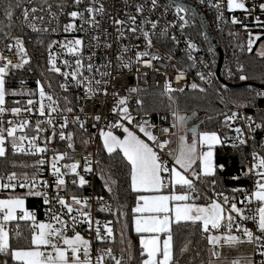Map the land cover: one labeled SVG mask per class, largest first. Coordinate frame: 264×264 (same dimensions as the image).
<instances>
[{"label":"snow or ice","instance_id":"obj_1","mask_svg":"<svg viewBox=\"0 0 264 264\" xmlns=\"http://www.w3.org/2000/svg\"><path fill=\"white\" fill-rule=\"evenodd\" d=\"M150 2L152 10L159 7L158 0H150ZM73 5L77 10L66 13L70 17V22L64 25L65 32L83 31L85 24L90 28L99 27L100 21L97 17L105 14L103 3H98L97 0H73ZM82 5L83 10H80ZM213 6L217 9L221 7L219 3ZM16 7H20L19 0H17ZM48 7L51 9L52 5L49 4ZM58 7L63 9L65 5L60 4ZM164 7L165 11L173 10L175 17L180 21L181 29L189 25V19L186 17L190 14L194 22L195 13H192L191 9L179 0H168ZM257 7L260 12L264 13V2L258 5L254 3L249 7L244 0H227V9L230 12L241 10L251 15ZM144 10V5H136L137 14L142 15ZM37 11L35 7L24 8L22 12L24 20L28 21L30 15L33 19L42 20L43 17L34 15ZM4 15L9 21L8 27H11L10 22L14 15L11 4L5 10ZM77 20L80 21L79 26L76 23ZM231 22L233 24L242 23L235 16L232 17ZM255 22L258 26L264 27V21H261L259 16L255 17ZM113 23L119 34L118 39L124 37L121 29L125 24L128 25V31L133 34L140 31L145 41V50L136 52V64L142 63L146 68H153L154 61L164 59L149 51L153 47V34L158 28V21L144 18L137 25V16L128 15L127 21L114 19ZM145 25H150L152 31L147 30ZM175 26V24L172 25V27ZM29 27L38 31L34 24L29 23ZM161 34L167 35V29ZM4 35L7 37L8 33ZM248 36L247 47L251 52L253 44L261 40L262 35L253 36L249 31ZM11 39L14 43L7 44L6 48L8 51L15 48L18 60L14 62L0 52V160L8 162L10 153L12 156L25 155L38 158L31 165H18L15 161L11 162L13 169L32 168L34 171L31 174L10 171L5 175H0V193H6L4 198H0V264H11V262H16V264H125V253H128L129 260L134 259L130 251L131 242H128L125 248H121L120 255L117 256L113 247L110 246L115 243L114 229L111 226L113 221H107L103 225L99 220L93 221L89 203L92 198L69 190V180L66 178L70 177L71 185L77 189H83L89 183L78 171L81 168L80 160L65 162L71 159L69 152L61 151L54 146L58 138L59 141L66 143L67 149L74 152L75 134L67 129L70 124H77L80 129L86 131V121L81 120L79 115L72 116L70 120L69 115L74 112V109L69 106L71 100L68 96L63 97L65 106L61 108L59 98H54L51 92L46 91L45 84L39 79L35 81V89H25L23 80L20 81L22 87L18 90L7 87L8 77L14 75L16 70L24 69L30 64L24 41L20 37H11ZM92 39L99 41L100 37L93 36ZM171 39L175 41L176 37L172 36ZM56 44H59L60 49L66 50L74 58V63L68 59L62 61L67 71H62L57 64L59 53L53 54L52 52L53 45ZM104 46L111 47L110 44ZM188 47L195 49L196 45L189 43ZM261 47L262 51L259 55L264 56V45ZM48 49L50 67L47 70L63 77L64 82L59 84V87L65 93L69 91L70 84L74 82L76 88H83L85 98L108 95L109 82L105 78L111 73L100 70L101 67L107 68L108 65L95 66L92 62L95 53L89 55L85 62L83 39L53 41L48 45ZM127 52L128 48L125 47L117 59L121 61V68L131 70L132 62L123 60ZM189 58L191 59V56ZM153 70L159 71L155 68ZM136 72L138 73L137 78L141 74H148L147 72L141 73L139 68H136ZM96 75H99L100 79H96ZM197 75L201 80H205L203 73H197ZM183 76L184 73L179 72L176 77L177 81ZM240 79L245 80L247 77L242 75ZM51 87L49 82L47 88L51 89ZM191 88L196 89L198 85L193 83ZM183 90V88L173 89L170 83L165 84V91L169 94ZM128 91L136 93L139 89L130 88ZM200 91L204 89L201 88ZM112 95L115 97V104L111 112L117 119L106 125L107 131L101 128L99 136L109 156L122 153V158L129 168V190L136 194L135 207L131 209V212L133 213L132 224L139 236V264H176L173 225H190L199 231L208 245L209 259L206 264H220L222 260L225 264H256L253 259L254 255H259L261 257L259 264H264V142L259 144V150H257L255 137L252 135L256 129H264V117L261 118L260 123H256L253 117L241 118L238 112L222 113L223 127L234 133L233 136L226 134L222 139L217 131H197L195 126L189 129L187 127L189 117L181 114L178 109L173 110L172 127L182 131L183 134L179 136L178 149L166 153L171 157L170 164L163 160L160 154L165 145L171 142L170 139L159 143L158 150L141 139L135 131L126 126V124L133 125L135 121L129 108V97L120 96L117 92H113ZM9 96L27 97V99H14L11 101L13 106L8 107L6 98ZM136 103L141 105L142 101L137 100ZM80 111L83 112V108ZM6 116L12 118L5 119ZM32 117L35 119L33 120ZM94 119L99 122L102 118L97 115ZM209 119L212 118L209 117ZM241 119L244 127H233ZM135 126L147 137L148 141L153 144L157 143L158 137L150 130L154 125L146 126L137 123ZM116 129L122 130L123 138L115 134ZM189 132L191 133L190 143L188 141ZM249 139L253 141V150L249 154L251 162L244 164L242 161L240 175L233 176L232 179L239 181L247 178L252 181V187L250 189L231 188L229 190L231 196L226 195L223 190L217 191L216 177L225 166L216 162L215 147L230 140L234 149H241L248 144ZM49 152L52 153L50 159L47 158ZM83 161V172L92 173V161L87 157H84ZM96 163L98 164L99 161ZM45 170H48L52 178L51 183L41 178ZM101 179L105 178L101 176ZM197 182H210L212 195L202 193L197 187ZM114 183L115 181H110V177L105 179L104 187L109 193H112L111 184ZM17 188L26 191L23 195H15ZM49 189L52 190L51 195H49ZM166 189L167 193H165ZM61 192L64 194L62 195ZM30 196L41 197L43 204L48 206L45 212L48 217L47 222L38 221L35 213L25 207L26 199ZM95 199L101 205L99 211L112 213V205L105 204L102 196ZM200 200L206 202L198 203ZM113 215L117 217L115 222L119 223V218L126 217L127 212L123 211V206L118 205ZM19 221L30 222V237L22 234ZM13 222H16L15 228L12 227ZM249 223L252 224L251 228L248 227ZM81 225H87L86 231L95 233L96 242L109 246L94 249V241L86 239L77 230ZM127 228L128 222L125 220L121 229V244L125 243L124 230ZM13 236L17 244L22 239L27 240V246L14 247ZM244 245L252 246L253 256H241L231 260H227L224 256L225 249L238 250ZM187 250L188 244H185L180 252L184 253Z\"/></svg>","mask_w":264,"mask_h":264},{"label":"built area","instance_id":"obj_2","mask_svg":"<svg viewBox=\"0 0 264 264\" xmlns=\"http://www.w3.org/2000/svg\"><path fill=\"white\" fill-rule=\"evenodd\" d=\"M180 2H184L187 4H192L199 8L207 21L210 29L216 34L220 32L223 34V40L225 41L224 48L221 46L224 51L228 54V56L236 55L238 52L244 50V45L240 41L241 39L247 38L248 43V32L251 31L252 34L257 33L258 30H264V27L258 26L255 22V17L259 16L261 21H264V13L260 12L257 7L251 15H247L243 13L241 10L228 11L227 9V0H179ZM98 3H103L105 7V14L97 19L100 21V25L98 28H90L87 24L84 25L83 31L76 32H65L63 27L65 24L70 22V17L66 15V13L77 10L73 5V0H26L25 5L19 10L17 13V20L19 24L29 33L36 35H45L51 37L53 41L64 42L67 40H71L74 38H81L84 40V49L83 55L86 58L95 53L93 57V64L97 67L107 64V68L101 67V71H108L111 73L109 77L105 79L108 80V95H98L91 99L85 98L83 88H76L74 86V82L70 84L69 91L73 92L77 101V108L74 112L69 115V119L71 120L72 116L79 115L81 120L86 121L85 128L88 135L87 146L85 147H76L75 151L69 150L66 148V143L59 141L58 138L54 144V146L61 151L67 150L69 152V156L71 159L65 161L67 163H71L74 160H80L81 168L78 169L81 175L85 176V179L89 181L87 185L84 186L83 189H77L73 187L70 183V177L66 178L69 180V190L75 191L78 195L91 197L89 200L91 205V212L93 221L99 220L101 225H103L107 221H112L106 214L107 211H99L101 207L100 203L95 199L96 197L102 196L104 198L105 204H110L109 198L105 194H101L96 191L95 188V174H96V150L97 143L100 139L99 130L103 128L105 131L108 130L106 127L107 124L115 122L117 117L114 113L111 112V108L115 104V97H113L112 93L117 92L120 96L129 97V108L132 115L135 117V121L133 125H127L132 130L140 133V135L150 143L154 148L158 150V144L163 143L165 139H170V143L166 144L164 150L161 154V158L165 161H168L170 164L172 162L171 157H169L166 153L170 150H173L174 147V136H177L178 129L172 127L173 116L172 111L167 110H159L155 112L143 111V91L148 89L152 85H159L162 87L163 95L169 99L174 107V110H177V103L174 98L175 92L167 93L165 91V84L170 83L173 89H181L183 91L192 90L191 84L195 83L199 86V84H207L213 85L220 92L222 96H224L228 102L227 113L238 112L240 117L251 116L254 118V111H261V107H257L255 109L248 108V106L232 103L225 96V87L227 85L221 81V79L217 76V65L214 63V58L212 56V52L210 47H208L204 41V38L199 33L196 28V23L198 22L195 11L191 9L192 13H195V18L193 22V18L191 14L186 18L189 19V25L180 28V21L175 17L173 10L165 11V5L168 3V0H158L159 7L155 10L151 9L150 0H97ZM244 2L251 7L254 3L259 4L260 2H264V0H244ZM219 3L221 5L220 9H217L213 5ZM51 4L52 7L49 9L48 5ZM63 4L65 7L63 9L59 8L58 5ZM142 4L144 5L143 14L136 13V5ZM35 7L38 11L34 14L36 17H43V19H33L30 15L29 20L25 21L22 15L23 9L28 8L31 9ZM187 7V6H186ZM80 10H83V5ZM222 13V15H221ZM128 15H136L137 16V25L140 24L141 20L144 18H148L153 21H158V28L155 30L153 34V47L149 49L150 52L156 53L164 59L153 62V68L159 69V71H154L153 68H146L142 63H135V54L137 51L145 50V41L138 30L135 34L128 31V25L125 24L122 27V31L124 32V37L118 39V32L116 31V25H114V19H122L127 21ZM235 16L237 19L241 20L242 23L233 24L231 22L232 17ZM29 23L34 24L35 28L38 31H34L32 27H29ZM79 26L80 21H76ZM199 23V22H198ZM175 24V27L172 25ZM200 26V24H199ZM246 26V27H245ZM201 27V26H200ZM145 28L150 32V25H145ZM47 29V31H45ZM167 29V35H162L161 33ZM202 29V28H201ZM202 34L205 33L202 30ZM260 34V33H259ZM93 36H99V41L93 40ZM172 36L176 37V40L173 41L171 39ZM11 37H20L24 41V47L27 50L28 56L31 61V56L28 52L25 39L23 36L18 34H10L8 36V41L0 46V52H2L5 56L11 58L14 62L18 60V57L15 55V48L12 51H8L6 45L9 43H14V40ZM139 37V38H137ZM205 37H207L205 35ZM208 39V38H207ZM220 41V40H219ZM189 43H193L196 45L195 49H191L188 47ZM97 44L99 46H97ZM110 44L111 47L106 48L104 45ZM125 47L128 48V52L123 56L124 61H131L133 67L131 70L126 68H121V61L117 59L118 56H121L122 49ZM212 47V45H211ZM245 49L248 51L247 45ZM212 50L214 48L212 47ZM215 51V50H214ZM53 54L59 53L57 64L61 67L62 71H67V68H64L62 61L68 59L74 63V58L66 52V50L60 49L59 44L53 45L52 48ZM49 55V49L47 50V57ZM191 56V59L189 58ZM50 67V65L48 64ZM136 68L140 69V72H147V75H139L136 72ZM183 72L184 76L179 81H177L176 77L179 72ZM197 73H203L205 76V80H201L200 76ZM211 73V75H209ZM87 75V73H85ZM235 74L229 69H226L224 75L221 70V77L226 82H230L232 78H234ZM96 79H100L99 75H96ZM61 83L64 82L63 77L60 76ZM137 88L139 89L136 93H129L128 89ZM182 91V92H183ZM137 100L142 101L141 105L136 103ZM12 107V106H8ZM62 108V107H61ZM83 108V112L80 109ZM139 109V111H137ZM68 115L67 113H65ZM101 116V120L97 122L94 117ZM11 116H6L5 119H11ZM34 120L35 117H32ZM145 124L154 125L150 130L154 135L158 137V141L156 144L148 141L147 137L141 133L135 125ZM74 126H79L77 124H70L67 131L73 132L75 134ZM235 126L244 127L243 120H238ZM58 127V126H57ZM82 130V129H80ZM167 130V132H165ZM247 132V128H245ZM116 135H121L122 130L116 129L114 130ZM175 133V135H173ZM230 136H233L234 133L230 132ZM50 134V133H49ZM255 139L258 138V129L252 134ZM249 141H252L249 139ZM264 142V141H263ZM51 147V145H50ZM251 153V152H250ZM249 153V154H250ZM52 153L49 152L47 158L50 159ZM87 157L92 161L93 172L92 173H84L83 158ZM38 158V157H36ZM246 163L249 164L251 162V156L248 155L246 158ZM246 170V169H245ZM34 170L31 169L28 171L31 174ZM6 172H10L8 170H3L0 172V175H5ZM42 179L48 180L51 183L52 178L49 175L48 170L43 172L41 177ZM252 183V181H251ZM239 187L251 188V185H243ZM26 191L25 189L17 188L16 192ZM49 195L52 194V190L49 189ZM63 195L64 193L61 192ZM211 196L212 194H207ZM42 202V218L44 222L48 221V217L45 215L46 208L48 206L43 204V199L39 197ZM239 199V197H238ZM114 229V223L111 225ZM248 227H252V224L249 223ZM87 225L78 226L77 230L86 238L94 241L93 247L94 249L97 247H105L101 245L99 242L95 241V233L86 231ZM117 256L120 254L114 251ZM253 259L256 261V264L259 263L261 257L259 255H254Z\"/></svg>","mask_w":264,"mask_h":264},{"label":"trees","instance_id":"obj_3","mask_svg":"<svg viewBox=\"0 0 264 264\" xmlns=\"http://www.w3.org/2000/svg\"><path fill=\"white\" fill-rule=\"evenodd\" d=\"M26 0H19L20 7H16L17 0H0V46L8 41V36L12 33L23 36L26 42L28 52L31 56L29 65H26L24 69L16 70L14 75L8 77L7 87L10 89H20L22 85L20 81H25L23 87L25 89H35L36 80H41L45 84L46 91L53 94L54 98H59L60 106L63 108L64 101L63 97L68 96L71 100V107L74 110L77 108V101L73 92L68 91L65 93L60 89L61 84L60 76L55 73L48 72V57L47 50L48 45L53 42L51 37L45 35H36L27 32L18 22L17 13L25 5ZM9 4L12 5V11L14 13L13 19L10 22L11 27H8L9 21L4 15L5 10ZM196 28L204 38V41L208 47H210L214 63L217 65L219 56L212 50L211 43L202 34V29L199 23H196ZM8 33L6 37L4 34ZM257 33L262 35L264 39V30H258ZM218 39L220 40L221 46L224 48L225 41L223 40V34L217 33ZM244 45V50L238 52L236 55L228 56L224 51V60L222 65L223 75L226 69L234 72L235 76L230 80V83L239 84L245 83L244 86L239 88L225 87V96L232 102L244 106H248L252 110L261 107V111H254V120L256 123L261 122V118L264 117V88L250 85V83L262 84L264 83V56L259 55L257 52L258 44L261 40L256 41L253 44L252 51L249 52L245 49L247 45V38L240 40ZM243 69L242 71L240 69ZM43 73V75H41ZM246 76L247 79L241 80L240 76ZM51 83V89L47 88V84ZM203 88L204 91H200ZM174 98L177 103V109L183 115H190L195 113V116L190 121L189 126L197 125L198 131H217L221 138L227 134L230 136L228 128L223 127V115L227 113L228 102L224 96L213 85L199 84L198 88L189 91L175 92ZM8 106H13L11 101L14 99H27V97H7ZM173 104L167 99L162 92V87L159 85H152L148 89L143 91V111L155 112L159 110H172ZM211 117L212 119H209ZM75 129V145L76 147L87 146L88 135L83 130H80L79 126H74ZM264 141V129H258V138L255 139L257 150H259V144ZM232 141H227L222 145H217L214 149L216 162L223 164L224 170L218 172L217 179V191L223 190L226 195L231 196L229 191L231 188L239 187L243 185H251V180L242 178L239 181L232 179L233 176H238L241 173L242 161L245 164L247 156L253 150V141H248V144L241 149H234ZM36 157L18 155L12 156L9 154L8 162L0 160V172L3 170L17 171L18 173L28 172L32 168H21L17 167L13 169L11 162L19 164H33L35 163ZM96 174H95V188L96 191L105 194L112 205V213L108 212L106 215L112 219L114 223V236L115 243L110 245L113 250L120 254L121 248H125L128 242H131V253L134 259H128V253H125V264H139L140 256V244L139 236L134 231L132 224L133 213L131 209L135 206V195L129 190L130 177L129 168L126 161L120 155L113 154L109 156L107 151L103 148V143L98 140L96 150ZM103 176L105 179L115 181L111 184L113 189L112 193H109L104 187L105 179H101ZM197 187L202 193L212 194L211 185L209 183L197 182ZM167 192V189L165 190ZM6 193H0V197H5ZM33 200V199H32ZM31 197L28 198V203L32 202ZM40 201V200H39ZM205 201V200H200ZM123 206V211L127 212L126 217H120V222H115L117 217L113 215L116 207ZM125 220L128 222V228L124 230L125 243L121 244V229ZM29 223L25 221H19V229L22 234L26 237H30ZM16 227V222L12 225ZM190 242V243H189ZM12 244L14 247H26L28 244L27 240H20L17 244L15 237L13 236ZM188 244V250L184 253L180 252V249ZM173 245L174 253L176 258V264H206L209 259L207 252V242L200 235L199 231L193 229L190 225L176 226L173 225ZM105 247L109 245H104ZM16 264V262H11Z\"/></svg>","mask_w":264,"mask_h":264},{"label":"water","instance_id":"obj_4","mask_svg":"<svg viewBox=\"0 0 264 264\" xmlns=\"http://www.w3.org/2000/svg\"><path fill=\"white\" fill-rule=\"evenodd\" d=\"M180 3L184 4L187 7L192 8L195 11L196 16H197V19H198V22H199V24H200L203 32L207 36V38H208L209 42L211 43L212 47L214 48L215 52L218 54L219 59H218V63H217V76L228 87H231V88H239V87L244 86L245 83L233 84V83L224 81V79L221 77V69H222L223 60H224V54H223V50L221 48V44H220V41L218 39L217 34L210 29V27L207 24V21L205 19V16H204L203 12L199 8H197L196 6H194L192 4H187V3H184V2H180ZM250 85H254V86H258V87L264 88V83L257 84V83H253L252 82V83H250ZM194 116H195V113H192V114H190V115L187 116V117H189V121H188L187 127L189 129H191L193 126H195L196 129H197V131H198L197 125L189 126L190 121L192 120V118Z\"/></svg>","mask_w":264,"mask_h":264},{"label":"crops","instance_id":"obj_5","mask_svg":"<svg viewBox=\"0 0 264 264\" xmlns=\"http://www.w3.org/2000/svg\"><path fill=\"white\" fill-rule=\"evenodd\" d=\"M134 131V130H133ZM136 132V131H135ZM136 134L138 136H140L141 139H144L140 133L136 132ZM189 135V139H191V134H188ZM121 136V138H123V134L119 135ZM145 140V139H144ZM146 141V140H145ZM103 143V141H101ZM147 142V141H146ZM150 144V143H149ZM151 145V144H150ZM152 146V145H151ZM173 150H177V145H176V142H175V139H174V147H173ZM25 191H21V192H16L15 191V195H23ZM165 193H167L165 191ZM31 197V204L28 203V198L26 199V203H25V207L29 210V211H32L35 213L36 215V218L38 221H43V218H42V202L41 200L39 199V197H35V196H30ZM0 198H4V197H0ZM40 200V201H39ZM206 201H198V203H205ZM135 207V206H134ZM44 222V221H43ZM15 223V222H13ZM133 228H134V225H133ZM135 231V230H134ZM163 239V237H162ZM224 256L227 258V260H231L233 258H237V257H241V256H253V249H252V246H248V245H244L242 246L241 248H239L238 250H235V249H225L224 250ZM220 264H225V261L222 260L220 262ZM259 264V263H258Z\"/></svg>","mask_w":264,"mask_h":264},{"label":"rangeland","instance_id":"obj_6","mask_svg":"<svg viewBox=\"0 0 264 264\" xmlns=\"http://www.w3.org/2000/svg\"><path fill=\"white\" fill-rule=\"evenodd\" d=\"M257 34H259V33H255V34H253V36H255ZM262 45H264V39H261V41L258 44V47H257V52L258 53H260V51H262V47H261ZM173 110H174V107H172V110H170V111H173ZM182 134H183V132L178 130L177 136L176 135L174 136V139H175V142H176V145H177V149L179 147V136L182 135ZM188 134H191V133L189 132ZM188 141H189V143L191 142V139H189V135H188Z\"/></svg>","mask_w":264,"mask_h":264}]
</instances>
